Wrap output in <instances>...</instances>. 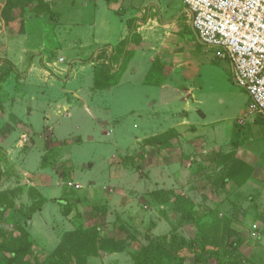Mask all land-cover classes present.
Wrapping results in <instances>:
<instances>
[{
	"label": "rangeland",
	"instance_id": "1",
	"mask_svg": "<svg viewBox=\"0 0 264 264\" xmlns=\"http://www.w3.org/2000/svg\"><path fill=\"white\" fill-rule=\"evenodd\" d=\"M47 1L6 21L0 0V264H135L153 242L194 264L202 237L224 264H264V118L184 4ZM123 62L126 81L96 87ZM100 237L127 247L90 253Z\"/></svg>",
	"mask_w": 264,
	"mask_h": 264
},
{
	"label": "built area",
	"instance_id": "2",
	"mask_svg": "<svg viewBox=\"0 0 264 264\" xmlns=\"http://www.w3.org/2000/svg\"><path fill=\"white\" fill-rule=\"evenodd\" d=\"M199 40L231 64L234 82L264 118V0H180Z\"/></svg>",
	"mask_w": 264,
	"mask_h": 264
},
{
	"label": "trees",
	"instance_id": "3",
	"mask_svg": "<svg viewBox=\"0 0 264 264\" xmlns=\"http://www.w3.org/2000/svg\"><path fill=\"white\" fill-rule=\"evenodd\" d=\"M32 2L33 0H6V6L4 9V16L6 21L10 20L11 13L12 11L18 7L19 5H22L26 2ZM41 4L45 5L44 0H39ZM46 6L45 11H38V15H42L44 12L50 11L48 5ZM133 28V26H130V30ZM127 63H125L124 66L121 67V69L116 73L111 75V80L109 79L110 77L105 75V77L102 79L99 76L95 77L94 84L96 85L97 88H106L110 89L114 86H116L125 71V66ZM106 79V80H105ZM102 80H105L103 82ZM1 85V82H0ZM2 110V105H1V95H0V111ZM236 175L237 180L239 181L240 178H238V172L234 173ZM240 182V181H239ZM241 183V182H240ZM239 240V239H235ZM200 241H203V247H202V252L200 254L195 255L196 258H194V264H210V261H215V264H224L222 262V254L221 252L224 251L220 247H211V248H206V240H204V237ZM233 243L237 245L238 247V242L233 240ZM90 248V253L92 252L93 254H102V253H118L121 251H124L126 246V243L124 240H106V238L100 237L98 240H94L92 243L89 244ZM205 245V246H204ZM236 247V248H237ZM88 251V250H87ZM10 255V263L9 264H27L25 260L27 257H25L26 252L22 250H15L9 252ZM187 257H177L174 256L173 254L169 253L167 250L161 247V245L156 244V243H150V245L146 248L143 249V251L137 253L135 255V264H187ZM28 261V260H27ZM32 264H41L40 261L35 258L32 261Z\"/></svg>",
	"mask_w": 264,
	"mask_h": 264
},
{
	"label": "crops",
	"instance_id": "4",
	"mask_svg": "<svg viewBox=\"0 0 264 264\" xmlns=\"http://www.w3.org/2000/svg\"><path fill=\"white\" fill-rule=\"evenodd\" d=\"M107 4H108V6L112 9V10H110V11H113V13H117V14H119L121 17H125V15H127V14H124V16H123V14L122 13H120L119 11H118V8L115 10V6H114V4H113V2H115L116 0H104ZM45 2V4L46 5H48V7H49V9H50V12H53L54 10H56L55 9V7H54V4H52L51 2H50V4H49V2L47 1V0H45L44 1ZM118 4V3H117ZM118 6H120L121 7V5H118ZM114 7V8H113ZM54 9V10H53ZM114 9V10H113ZM124 13V12H123ZM189 16V15H188ZM121 17L119 18V20L121 19ZM190 18V17H189ZM138 22V20L135 18V17H131V18H129V19H127V20H125L124 22H122L121 21V23H120V26H121V29L122 30H124L125 29V32H127L128 31V36L127 37H129V35H130V39H132V37H134V36H136V35H138L139 36V38H138V40H136V42H139L138 44L139 45H137L136 46V48L137 49H140V48H142L147 42L143 39V37H142V35H141V31L139 32V30L141 29V28H137V24H139V23H137ZM191 23V22H190ZM130 26H133V28L130 30ZM136 27V28H135ZM134 35V36H133ZM132 36V37H131ZM126 40V39H125ZM175 54H177V57H176V60L177 59H179V57H178V55H179V53H175ZM156 62V61H155ZM154 62V63H155ZM153 63V64H154ZM125 65V62H123L122 63V65H121V67L122 66H124ZM121 67L119 68V70L121 69ZM118 70V71H119ZM127 70H128V64L125 66V71L123 72V74H122V76H121V79H120V81H119V83L116 85V86H114V87H112V88H110V90L112 91V90H114V89H116V88H118V86H120L122 83H123V80H124V78H125V81H126V79H127V75L125 74L126 72H127ZM117 71V72H118ZM116 72V73H117ZM116 73H114V74H116ZM126 75V76H125ZM95 80V79H94ZM125 81H124V83H125ZM87 103H86V106H85V108H87ZM187 112V111H186ZM108 123H106V124H104L103 123V125H107ZM183 124H185V123H183ZM161 137H163V136H161Z\"/></svg>",
	"mask_w": 264,
	"mask_h": 264
}]
</instances>
